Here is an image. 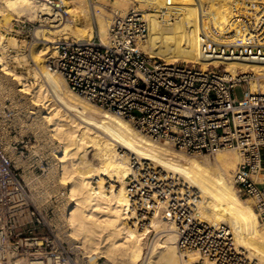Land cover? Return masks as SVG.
Here are the masks:
<instances>
[{
	"label": "bare ground",
	"instance_id": "6f19581e",
	"mask_svg": "<svg viewBox=\"0 0 264 264\" xmlns=\"http://www.w3.org/2000/svg\"><path fill=\"white\" fill-rule=\"evenodd\" d=\"M46 1H1L0 28H11L8 20L16 12L31 14L52 29L36 31L37 40L42 42L32 45L25 57L34 65L35 85L27 82L30 72L20 74L9 64L10 60L23 62L25 54L7 53L11 46L23 50V45L0 33V81L28 99L39 134L59 142L54 169L57 182L65 189V209H70L63 225L69 245L85 250L89 258L105 257L108 264H195L202 258L200 254H183L178 247L179 243L193 246L184 235L197 219L187 213L194 205L197 220L207 226L208 238L215 244L232 240L235 246L230 258L216 259L214 264H264V228L251 200L240 197L233 183L242 160L240 151L224 149L207 155L213 159L187 154L170 143L152 140L128 120L70 91L49 68L50 55H55L56 43L62 40L86 42L93 28L80 20L75 8L68 9L64 18ZM83 2L61 0L65 6ZM106 2H111L114 13L119 8L125 13L129 3L138 4L134 12L143 14L149 30L140 46L150 58L194 63L203 69L224 65V72L232 77L249 76L251 93L264 94V59H222L203 51L208 42L225 46L264 42V0H96L95 4ZM98 8L97 36L104 44L111 24ZM9 88L0 89V95H12ZM69 111L79 121L72 119ZM129 176L133 178L126 180ZM260 180H264V173ZM167 213L173 214V221ZM176 220L182 227L177 234ZM149 226L158 239L145 255L143 240Z\"/></svg>",
	"mask_w": 264,
	"mask_h": 264
},
{
	"label": "built area",
	"instance_id": "2783aa9c",
	"mask_svg": "<svg viewBox=\"0 0 264 264\" xmlns=\"http://www.w3.org/2000/svg\"><path fill=\"white\" fill-rule=\"evenodd\" d=\"M148 32L143 14L131 10L113 19L107 43L97 35L83 43L60 42L49 68L63 78L70 91L128 120L152 140L192 155L239 150L242 160L233 176L234 187L240 197L251 200L264 228V180H260L264 173V94L251 93L249 76L232 77L223 65L203 69L194 63L150 58L140 46ZM203 51L222 59H264V42L247 46L208 42ZM241 84L247 90L238 100L234 90ZM11 112L7 110L9 115ZM0 160L5 175L0 180V264H105L95 256L74 253L56 233L58 209L50 202L38 209L7 158L0 154ZM192 208L187 213L198 219L196 206ZM167 218L173 221V214ZM197 219L184 235L193 246L179 243L181 252H198L202 258L195 264L230 258L235 250L232 240L215 244L208 238L207 226ZM175 226L176 234L182 231L177 220Z\"/></svg>",
	"mask_w": 264,
	"mask_h": 264
},
{
	"label": "rangeland",
	"instance_id": "374dc122",
	"mask_svg": "<svg viewBox=\"0 0 264 264\" xmlns=\"http://www.w3.org/2000/svg\"><path fill=\"white\" fill-rule=\"evenodd\" d=\"M1 1L2 0H0V5L2 4ZM95 2L96 0H85V2H83V4L81 5L80 3L79 4L75 3L70 6H65L63 3H61V0H49L48 2L46 1V3L53 10L58 12L64 18H66L67 16L66 11L68 9L75 8L77 11H79L78 16L80 20L84 24H86L88 28L89 27L93 28L92 35L89 38L98 35L97 14L95 12V7H99L98 8L99 11H101L103 14L109 17L108 20L109 26L114 16H122L123 14H126L131 10L137 11L138 9V4L132 2L124 7L126 8L125 13H122L121 8H119L120 10L117 9L116 13H114L115 9L111 4V2H106L102 6L99 5L97 6ZM10 16L11 18L8 20V26H10L11 28L7 30L4 29L5 27H1L0 33L5 37H9L15 40L16 42L20 43L21 45H23L24 51L21 49L20 46L19 47L16 46L15 47L16 49H14V46H11L10 50H8L7 53L10 55H18L23 53V55L24 54L25 55L23 56V62L21 63L19 62L20 64H18V62L17 63L12 62V60L9 61V64L16 72L20 74L28 75V72H30L28 75L27 82L31 85L32 84L35 85L37 83V80L36 78H34L33 74L31 73L33 71L32 67H34V65L31 62H29L30 60H28L27 58L26 60L25 57L26 55L28 57L29 48L32 45H34L35 43L42 42L40 40H37L36 31L40 28L50 29L51 27L46 23L39 22L38 18L32 16L31 14H27V13L18 14L16 12H13ZM56 45H58V43H56ZM11 49L14 50L12 51ZM50 56L52 58L54 55H50ZM25 64L27 65L25 66ZM2 84L0 81V85H1L0 89L2 90V88H4L5 91L8 90V88L10 87L9 90L11 89L10 91L12 95H10L11 97L5 94L0 95L2 96L0 97V154H2L5 159L7 158L11 170L15 174L16 178L22 180L26 192L32 197L33 203L35 204V206H37L38 209L42 210L43 205L48 204L47 202H50V204L52 203V208L58 209L59 217L57 221L54 223V225L56 226L55 230L59 238L62 241L68 243L69 241L66 239V233L63 232L64 211H65L64 208L66 207L67 198L64 194L65 189L63 190L60 183H58L56 180L57 173L56 170L54 169L56 166L55 156L58 154V150H59V148H57L59 142L51 139L49 136L45 137L46 135L44 136L43 133L39 134V132H41L40 129H38L39 126L37 127V125L39 124L38 122H36L37 120L34 119L33 117L34 115L31 114V111L34 109L30 107L31 105L29 104L30 102H28V99L22 95H19L18 93H15L13 88L8 84H7L8 86L4 82ZM12 90L14 91V94ZM246 90H247V86L245 84H241L235 88L234 96L238 100H241ZM47 93H48L47 94L48 97L50 99H53V95L50 92V90L48 91L47 89ZM98 108L100 109V107ZM7 110L12 111L11 115L7 113ZM101 110L103 109L101 108ZM68 114L72 117V119L79 121V119H77L73 111H69ZM158 143H165V142L160 141ZM226 150H233V149H226ZM200 156L201 157L206 156L210 159H213L214 157L207 155H200ZM4 176L5 175L1 173V160H0V180H3ZM131 178L133 177L129 176L126 180H130ZM95 182L96 180H93V185H96ZM32 184L33 185L35 184V186H33ZM126 223H128V221ZM152 228L153 227L149 226L148 228L149 233L146 234L147 237L145 235L143 240L144 243L143 252L144 254L146 253L145 255H147V252H149L150 247H152V245L158 239V234ZM39 232L44 233L43 230H40ZM71 248L76 254L82 252L83 254L86 255L85 250H83L84 251L83 252L82 250L78 251L77 248L74 249V247L72 246ZM78 256L80 258L82 257V255L80 254ZM93 256H95L96 258H100L103 263L108 264L105 257H100L99 255H93Z\"/></svg>",
	"mask_w": 264,
	"mask_h": 264
}]
</instances>
